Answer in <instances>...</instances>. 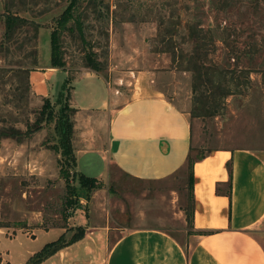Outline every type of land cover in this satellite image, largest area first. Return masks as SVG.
Segmentation results:
<instances>
[{
	"label": "rangeland",
	"instance_id": "rangeland-1",
	"mask_svg": "<svg viewBox=\"0 0 264 264\" xmlns=\"http://www.w3.org/2000/svg\"><path fill=\"white\" fill-rule=\"evenodd\" d=\"M53 32L63 67L50 64ZM46 68L71 80L37 95L30 71ZM90 71L109 81L114 110L160 91L186 112L193 158L264 149V0H0V264H42L47 242L86 226L108 223L109 244L121 228L161 227L180 240L190 230L186 165L161 180L112 166L91 191L81 185L61 109L74 122L73 84L84 92L78 79Z\"/></svg>",
	"mask_w": 264,
	"mask_h": 264
},
{
	"label": "crops",
	"instance_id": "crops-1",
	"mask_svg": "<svg viewBox=\"0 0 264 264\" xmlns=\"http://www.w3.org/2000/svg\"><path fill=\"white\" fill-rule=\"evenodd\" d=\"M66 75L32 70L30 82L48 96ZM78 80L84 92L76 83L71 94L78 172L105 180L115 166L139 180H161L185 166L189 119L162 92H135L114 110L106 78L90 71ZM192 176L190 230L182 240L161 227L138 226L121 228L109 244L108 223L84 225L80 238L42 264H264V149L213 150L192 164Z\"/></svg>",
	"mask_w": 264,
	"mask_h": 264
},
{
	"label": "trees",
	"instance_id": "trees-1",
	"mask_svg": "<svg viewBox=\"0 0 264 264\" xmlns=\"http://www.w3.org/2000/svg\"><path fill=\"white\" fill-rule=\"evenodd\" d=\"M71 6L73 7L74 6V3H72ZM69 12H70V8L65 11V13H69ZM15 19H17V18L16 17H12V18L9 17V18H7V23L6 24H7V27L8 28H12L15 25L14 24L15 23ZM51 45H52V54H51V58H50V64L53 67H63L65 65V62L62 59V57H60V55H59L60 52H59V45H58V35H57L56 32H53L51 34ZM85 59H86L87 65L90 68H93L94 70H100L98 64L95 61V59H93L92 57H90L88 55H86ZM70 80H71V77L68 76L65 79L64 83L62 84V86L60 88V91L63 90L64 85L67 84L68 82H70ZM74 110H75V108H74ZM61 111H62L63 119H64L63 124H64L65 137H63V138H65L64 141H66V143H64V144L66 146V150L68 149V153L72 154L73 161H74V165H75L76 160H75V155H74L73 147L70 148L71 144H70V146H68V139H71L72 138L73 132H74L73 131V122L70 121V118L68 117L69 115L66 112H64V108H62ZM203 156L204 155H202L201 157H198V158H193L191 156V146H190L189 153L187 155V160H186V163H185V165H186V167H187V169L189 171V175H188V187H189L190 190H191L192 181H193L192 164L196 160L202 158ZM91 180L95 181L96 178L95 177L87 176V175H85L83 173H80V183H81V185H83L84 187H86L87 190H89V191H91V189H92ZM69 193L75 195L74 194L75 192H73L72 189H70ZM87 200H88V198H87ZM66 202H69V199H67ZM190 213H191V205H190L189 211L187 212V217H190ZM83 233H84V229L81 231V233L79 234L78 237H76L75 239H73V240H71L69 242H60L61 239H62L61 236H60L56 241L47 242L43 246L41 252L44 251V250H46V249H48L50 246H54L53 249L50 252H48L47 255L45 256V258H47V257L51 256L52 254H54L56 251H58L61 247H64L65 245H67L69 243H72L73 241H75L78 238H80L83 235Z\"/></svg>",
	"mask_w": 264,
	"mask_h": 264
}]
</instances>
